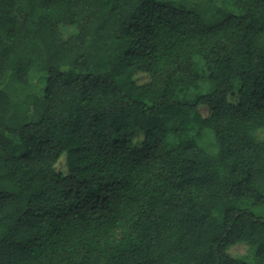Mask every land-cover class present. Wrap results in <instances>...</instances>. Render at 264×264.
<instances>
[{"label": "trees", "instance_id": "trees-1", "mask_svg": "<svg viewBox=\"0 0 264 264\" xmlns=\"http://www.w3.org/2000/svg\"><path fill=\"white\" fill-rule=\"evenodd\" d=\"M225 7L0 0V264H264V0Z\"/></svg>", "mask_w": 264, "mask_h": 264}, {"label": "rangeland", "instance_id": "rangeland-1", "mask_svg": "<svg viewBox=\"0 0 264 264\" xmlns=\"http://www.w3.org/2000/svg\"><path fill=\"white\" fill-rule=\"evenodd\" d=\"M190 6L197 7L199 10L206 11L204 14L209 20L216 21L222 17V9L225 7V0H188ZM228 9V7H225ZM61 34L65 37L69 36L73 29L67 26L60 27ZM45 78V77H44ZM41 76H35L34 80L40 84L41 91L45 89V79Z\"/></svg>", "mask_w": 264, "mask_h": 264}]
</instances>
